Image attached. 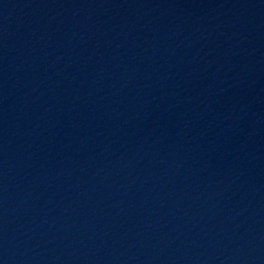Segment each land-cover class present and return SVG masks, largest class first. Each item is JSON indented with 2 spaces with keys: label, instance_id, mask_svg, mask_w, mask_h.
Returning a JSON list of instances; mask_svg holds the SVG:
<instances>
[{
  "label": "water",
  "instance_id": "water-1",
  "mask_svg": "<svg viewBox=\"0 0 264 264\" xmlns=\"http://www.w3.org/2000/svg\"><path fill=\"white\" fill-rule=\"evenodd\" d=\"M0 264H264V0H0Z\"/></svg>",
  "mask_w": 264,
  "mask_h": 264
}]
</instances>
